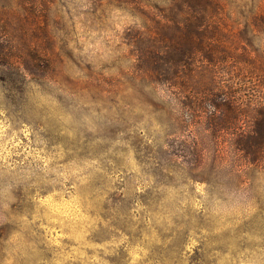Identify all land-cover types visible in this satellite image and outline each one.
Here are the masks:
<instances>
[{
  "label": "rangeland",
  "instance_id": "rangeland-1",
  "mask_svg": "<svg viewBox=\"0 0 264 264\" xmlns=\"http://www.w3.org/2000/svg\"><path fill=\"white\" fill-rule=\"evenodd\" d=\"M132 27L87 0H0L7 46L56 57L22 92L0 74V264H264V166L181 175L126 94Z\"/></svg>",
  "mask_w": 264,
  "mask_h": 264
},
{
  "label": "trees",
  "instance_id": "trees-1",
  "mask_svg": "<svg viewBox=\"0 0 264 264\" xmlns=\"http://www.w3.org/2000/svg\"><path fill=\"white\" fill-rule=\"evenodd\" d=\"M87 3L93 9L112 6L132 19L122 43L129 50L121 72L126 94L142 98L156 125L164 126L165 152L172 149L187 181L196 169L209 174L229 159L232 171L233 159L264 166V0ZM8 41L0 31L4 85L22 92L32 77H55L51 50ZM155 155L156 174L166 173L169 167Z\"/></svg>",
  "mask_w": 264,
  "mask_h": 264
}]
</instances>
